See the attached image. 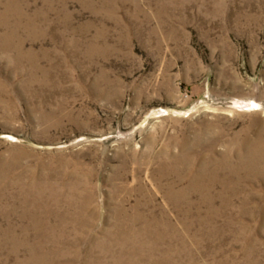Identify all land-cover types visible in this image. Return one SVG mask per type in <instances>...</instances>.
Listing matches in <instances>:
<instances>
[{"label": "rangeland", "instance_id": "obj_1", "mask_svg": "<svg viewBox=\"0 0 264 264\" xmlns=\"http://www.w3.org/2000/svg\"><path fill=\"white\" fill-rule=\"evenodd\" d=\"M95 1L92 10L67 0L75 30L62 17L51 23L25 42L34 57L0 48L9 219L33 226L36 215L40 226L26 236L55 264H264V0ZM250 100L253 109L239 105ZM248 144L252 171L218 167L206 202L193 192L186 215L182 199L167 201L169 180L187 188L200 167L237 160ZM164 161L177 169L157 182ZM138 184L173 224L161 217L153 250L144 220L128 239L109 237L130 225L115 209H131Z\"/></svg>", "mask_w": 264, "mask_h": 264}, {"label": "bare ground", "instance_id": "obj_2", "mask_svg": "<svg viewBox=\"0 0 264 264\" xmlns=\"http://www.w3.org/2000/svg\"><path fill=\"white\" fill-rule=\"evenodd\" d=\"M39 1L41 2V0H34L33 2L30 0H0V48L2 50L8 51L9 49H13L16 53L15 55L18 57H34L35 51L32 49H25V42L27 40H36L45 37L51 23L62 22L64 19L65 24L75 30L73 14L66 11L67 0H43V4L38 5ZM109 1L111 0H102V4L106 5ZM82 2L87 7L89 5L90 9H96L95 0H82ZM53 11L57 12V16L51 22L50 15ZM88 46L87 52L88 54H91L95 46L92 44H88ZM0 87H3V84L0 83ZM239 105L244 108L247 107L249 109H253L256 106V100L240 102ZM255 159L256 154L248 144L242 155L239 156L237 160L231 159L230 156H228V158L223 157L222 159H218L214 163V168L211 170L207 167H200L199 171H196V175H194L187 188L177 189L174 187L173 182L171 184H167L170 181L169 180L163 186V190H166L167 201L170 205H175L176 203L178 206L177 201L182 199L186 206V208L182 209V214L186 215L191 212L195 205H193L190 199L193 192H199L201 199L206 202V192L210 191V186H212V184L219 179L216 173L218 167L227 169L230 172H236L239 176H241L253 170V163L255 162ZM5 165L6 163L4 161L2 162L0 158V264L8 263L10 255L14 259L12 264H55L49 257L50 253L44 246L42 247V244L32 245L29 243V239L26 236V234L30 233L32 229H38L40 226V220L37 219L36 215L32 214L34 216L31 220V224L33 226L19 223L14 226L11 222L12 220L9 219L12 212L14 213L15 206L11 207L10 204L8 205V202L4 203V199L5 197L7 198V195L1 182L3 180ZM176 169L177 165L173 168V165L169 161H164L160 166H158L156 173H153L152 177L154 180L159 182L161 177L175 173ZM206 177H209V181L206 180ZM230 182L231 179L225 180L224 183ZM136 189L138 196L134 204L131 206V209L124 207V203H121L115 209L117 216H120V218L124 216L125 221L129 222L130 225L125 226L120 223L117 224V226L113 228V231L109 234V237L111 239H128L134 231V224L144 220L145 228L147 229V233L145 235H157L155 237V242L149 244L152 246L151 250H153L155 243L158 242L159 239L161 240L165 235L160 228V226L164 227L165 225L161 223V217L165 220L167 226H173L172 220L171 218H168L166 211H162L161 213L157 211L155 193L152 194L150 192L149 197L144 199L139 196L143 187L141 188V185L138 184ZM148 191V187L145 186V193ZM25 212L28 211L25 210ZM206 212L212 217H220L219 213L221 214L220 210L216 208L214 203L207 204ZM77 217L81 218L79 216ZM208 224L215 226L216 220ZM167 233L168 232H166V234ZM104 243L105 242H101L100 245ZM22 245L27 247V249H25L27 255L25 256H19L22 251V249H20ZM5 252L9 256L6 254L4 257L3 255ZM164 259L166 258L162 257L160 260L165 261ZM118 262L127 263L128 261L125 257L120 255Z\"/></svg>", "mask_w": 264, "mask_h": 264}]
</instances>
